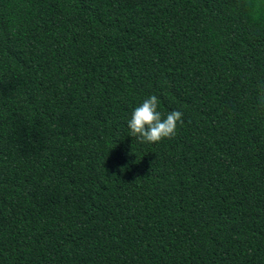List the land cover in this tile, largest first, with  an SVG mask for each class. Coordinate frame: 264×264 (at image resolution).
<instances>
[{
    "label": "trees",
    "instance_id": "trees-1",
    "mask_svg": "<svg viewBox=\"0 0 264 264\" xmlns=\"http://www.w3.org/2000/svg\"><path fill=\"white\" fill-rule=\"evenodd\" d=\"M0 264H264V0H0Z\"/></svg>",
    "mask_w": 264,
    "mask_h": 264
},
{
    "label": "clouds",
    "instance_id": "clouds-1",
    "mask_svg": "<svg viewBox=\"0 0 264 264\" xmlns=\"http://www.w3.org/2000/svg\"><path fill=\"white\" fill-rule=\"evenodd\" d=\"M159 99L156 95L143 100L137 106L128 121L132 137L140 143H159L164 139H172L177 134V125L183 123V113L178 110L168 112L166 118L158 110ZM128 165L122 166L124 168Z\"/></svg>",
    "mask_w": 264,
    "mask_h": 264
}]
</instances>
